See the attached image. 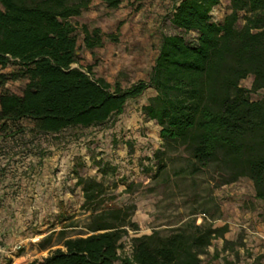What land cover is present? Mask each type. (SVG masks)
<instances>
[{
  "label": "trees",
  "instance_id": "obj_1",
  "mask_svg": "<svg viewBox=\"0 0 264 264\" xmlns=\"http://www.w3.org/2000/svg\"><path fill=\"white\" fill-rule=\"evenodd\" d=\"M92 1L0 0V69L15 66L0 71V136L22 133L26 143V132L45 139L69 128L113 126L127 103L151 88L141 116L158 126L154 158L161 163L167 152L183 151L193 170L210 168L216 184L249 179L254 198L264 203V95L251 98L264 90V0H229L221 20L214 18L221 0H173L163 17L173 31L160 34L147 78L127 87L95 76L92 64L73 66L80 34L86 49L102 46L100 27L73 21ZM98 1L109 10L142 5ZM248 75L250 88L241 85ZM8 80H23L20 91L5 87ZM97 164L100 172L116 171L108 161ZM5 170L0 168L1 181ZM76 184L82 206L103 201L101 180L80 176ZM128 212L118 207L98 215L88 234L65 237L62 247L26 264H212L201 255L213 239H223L221 251L233 244L225 238L226 223H201L166 236L132 237L125 246ZM258 215L264 221V206ZM221 264L235 262L226 255Z\"/></svg>",
  "mask_w": 264,
  "mask_h": 264
},
{
  "label": "rangeland",
  "instance_id": "obj_2",
  "mask_svg": "<svg viewBox=\"0 0 264 264\" xmlns=\"http://www.w3.org/2000/svg\"><path fill=\"white\" fill-rule=\"evenodd\" d=\"M171 2L172 0L168 1L167 8ZM228 3L229 0H221L220 6L214 11L215 19L221 20L229 11ZM125 6H121L123 10H109L102 2L93 0L80 16L73 18L79 25L100 27L103 41L102 46L91 51L83 46L80 34L79 57L73 66L85 67L92 64L95 76L104 77L112 83L118 79L127 87L139 79L147 78L158 50V30L162 28L166 33L173 30L164 20L158 24L155 31L154 25L143 27L141 16L133 9L124 12ZM122 17H125L124 20ZM120 19L122 21L119 22ZM128 19L132 21L131 27H123L122 30L120 26ZM14 67L12 65L0 71L8 72ZM252 80L253 76L248 75L241 80V85L250 88ZM22 85L23 80H8L5 83V87L17 92ZM148 91L150 90L147 89V93ZM262 95L264 90L251 92L252 99H259ZM137 123H140V126L135 128L130 121L119 119L113 126L69 128L57 138H52L55 143H62L64 138L71 136V139L79 140L88 148L86 155L72 152L75 178L91 176L101 180L103 201L91 208L82 206L83 200L77 201L75 208L65 213L57 215L47 210L40 217L34 214L30 219L26 217L20 221H10V228L25 227L24 229L31 233V238L26 239L28 246L22 245V242L16 243L19 247L15 248L14 252L25 256L19 264H26L35 258L41 260L52 249L62 247L61 243L65 237L88 234L98 215L107 217L108 211L118 207L129 211L124 226L127 233V238L123 241L125 246L130 238L152 232L166 236L179 228L190 229L196 224L220 225L238 209H250L258 215L264 203L248 196L251 194V188L247 178L228 184H216L210 168L193 170L192 163L180 150L167 152L160 163L153 155V152L160 148L156 126L146 122L142 116ZM73 131L78 133V137L72 135ZM126 141H132L131 145ZM82 145L77 146L79 148ZM130 153L133 155H129ZM100 160L103 163L108 161L109 166H114L116 171L107 168L105 173L100 172L97 164ZM137 164L141 168L132 170ZM129 183L131 186L128 187ZM239 190H243L242 193L247 196L243 198ZM259 219L256 218L257 221ZM42 232L47 233L36 236ZM235 234V238L231 240L233 244L228 245L225 251H221L223 240L213 239L206 252L201 255L202 259L212 264H221L223 257L227 255L235 264H264V242L247 246V242L243 240L248 238L245 229L237 228ZM35 237H39L38 240H33ZM259 238L264 241L261 236ZM18 240L11 238L9 245ZM255 241L254 239L253 243ZM216 251L219 252V257L214 259ZM123 252H128L127 247L121 250V253ZM11 261L15 259L0 252V264Z\"/></svg>",
  "mask_w": 264,
  "mask_h": 264
},
{
  "label": "crops",
  "instance_id": "obj_3",
  "mask_svg": "<svg viewBox=\"0 0 264 264\" xmlns=\"http://www.w3.org/2000/svg\"><path fill=\"white\" fill-rule=\"evenodd\" d=\"M141 1V7L136 11L137 15L141 16L140 22L143 27L154 25L153 30L155 31L169 10L167 8L169 0ZM124 4L126 5L124 12H130L132 8L126 3L122 5ZM121 6L118 10H123ZM219 6L220 4L217 7ZM124 18L122 17L123 20ZM131 25L132 21L128 19L120 27L123 30V27L130 28ZM158 31H160V34L165 33L162 28ZM148 90H150L148 93L146 91V94L144 93L141 97L132 99L127 103L120 119L130 121L135 128L140 126L137 121L141 117V106L146 103L148 96L154 94L153 89L148 88ZM135 102L138 103L135 104ZM146 122H151L156 126V133L160 140L158 141V147H160L161 139L157 124L152 120H147ZM29 134V132L25 134L26 143L21 140L23 138L22 133L6 136L5 138L2 135L0 136V168H6V177L3 181L0 180V237L4 236V238L0 239V252L5 253V256L13 257L15 261L8 262L12 264H19L20 260L25 258L23 254L18 255L14 252L15 245L22 242V245L28 246L26 239L31 238V233H29V230L24 229L25 227L11 226L10 228V224H8L10 221L15 219L20 221L21 218L26 217L30 219L34 214L40 217L47 210L57 215L65 213L75 208L77 201L82 202L83 200L81 187L76 184L78 178H75L72 152L86 155L88 148L83 146L79 140L71 139V136L64 138L62 143H55L50 136H46L45 139H40L39 137L32 139ZM127 142L130 144L132 141ZM79 144L82 146L78 148L77 145ZM129 155L133 154L130 153ZM137 168H141L139 164L132 170ZM53 170L56 172H53ZM248 181L251 188V194H248V196L257 201L254 198L252 182L249 179ZM72 182L75 183L72 184ZM238 192L243 198L247 196L242 193L243 190ZM256 218H259V215L254 211L238 209L232 216L225 218L221 223L228 225L225 238L233 240L236 236V229L244 228L248 233V238H243L247 242V246H256L259 242H264L259 238V236L264 238V221L260 219L257 221ZM46 233L42 232L36 236ZM13 237L19 240L15 244L9 245L10 239ZM220 239L223 240L222 238ZM254 239L256 241L253 243Z\"/></svg>",
  "mask_w": 264,
  "mask_h": 264
},
{
  "label": "built area",
  "instance_id": "obj_4",
  "mask_svg": "<svg viewBox=\"0 0 264 264\" xmlns=\"http://www.w3.org/2000/svg\"><path fill=\"white\" fill-rule=\"evenodd\" d=\"M39 237H35L33 240H38ZM19 247V245H15V248ZM7 264H12V263H7Z\"/></svg>",
  "mask_w": 264,
  "mask_h": 264
}]
</instances>
